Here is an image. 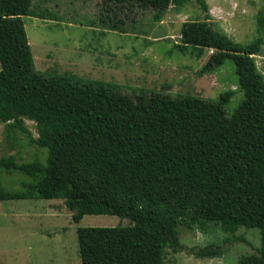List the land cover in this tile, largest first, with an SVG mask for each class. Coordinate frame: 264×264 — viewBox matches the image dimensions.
I'll return each instance as SVG.
<instances>
[{
    "label": "trees",
    "instance_id": "trees-1",
    "mask_svg": "<svg viewBox=\"0 0 264 264\" xmlns=\"http://www.w3.org/2000/svg\"><path fill=\"white\" fill-rule=\"evenodd\" d=\"M186 1L98 0L91 26L125 35L138 10H157L158 22L168 6ZM29 2L17 11L15 0H0V20H61L46 6ZM199 7L202 21L181 25L175 49L211 51L200 78L232 64L243 99L231 113L226 107L233 91L216 101L172 95L168 85L126 95L112 83L39 72L26 32L17 25L0 26L5 140L9 149L19 134L32 140L25 126L31 122L33 143L47 152L45 164L0 158V173H19L33 182L26 193L0 185V202L62 201L75 224L86 216L128 222L77 229L81 264H165L166 251L184 250L180 228L204 235L214 228L227 237L240 228L259 230V249L238 264H264V79L254 59L264 47V14H256L257 37L241 45L213 28L205 0ZM222 253L209 244L186 254L213 260Z\"/></svg>",
    "mask_w": 264,
    "mask_h": 264
},
{
    "label": "rangeland",
    "instance_id": "rangeland-1",
    "mask_svg": "<svg viewBox=\"0 0 264 264\" xmlns=\"http://www.w3.org/2000/svg\"><path fill=\"white\" fill-rule=\"evenodd\" d=\"M15 1L17 11H24L30 4L29 0ZM199 1L168 6L158 22L153 19L157 10H138L134 27L128 26L125 35L91 26L98 0H49L48 4L33 0L32 3L56 12L61 20L11 17L0 20V26L17 25L26 32L39 72L55 71L112 83L126 95L137 89L152 90L168 85L172 95L216 101L222 93L233 91L226 107L231 113L243 99L237 91L232 64L226 62L200 78L197 73L211 51L188 46L180 52L175 49L181 25L202 21L204 14ZM205 4L209 21L217 32L241 45L257 37L256 14L258 11L264 14V0H205ZM254 59L256 70L264 79V47ZM25 126L35 140V125L26 121ZM32 140L19 134L9 149L4 126L0 124V158L13 156L17 165L34 160L45 164L46 150ZM0 185L11 193H26L33 182L19 173L1 172ZM126 226L127 221L112 216H86L75 224L62 201L0 202V264H81L77 229ZM179 241L183 252L173 255L166 251L165 264H238L240 258L252 255L260 247L259 230L245 228L232 237L214 228L206 235L180 228ZM209 244L221 248V258L198 260L186 254Z\"/></svg>",
    "mask_w": 264,
    "mask_h": 264
}]
</instances>
